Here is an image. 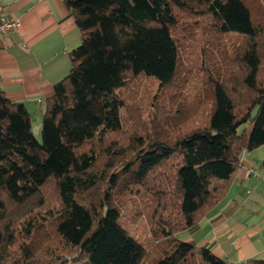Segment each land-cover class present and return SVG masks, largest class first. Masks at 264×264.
Returning <instances> with one entry per match:
<instances>
[{
  "label": "trees",
  "instance_id": "1",
  "mask_svg": "<svg viewBox=\"0 0 264 264\" xmlns=\"http://www.w3.org/2000/svg\"><path fill=\"white\" fill-rule=\"evenodd\" d=\"M63 2L80 43L40 141L0 90V264H234L176 235L264 144V0Z\"/></svg>",
  "mask_w": 264,
  "mask_h": 264
},
{
  "label": "crops",
  "instance_id": "2",
  "mask_svg": "<svg viewBox=\"0 0 264 264\" xmlns=\"http://www.w3.org/2000/svg\"><path fill=\"white\" fill-rule=\"evenodd\" d=\"M18 19V28L0 36V90L22 103L41 126L44 100L53 85L69 72L68 53L80 43V33L63 0H2ZM241 167L222 199L194 230L177 233L184 242L207 247L218 258L240 263L264 260V144L242 153Z\"/></svg>",
  "mask_w": 264,
  "mask_h": 264
},
{
  "label": "rangeland",
  "instance_id": "3",
  "mask_svg": "<svg viewBox=\"0 0 264 264\" xmlns=\"http://www.w3.org/2000/svg\"><path fill=\"white\" fill-rule=\"evenodd\" d=\"M182 52L186 66L192 69L201 67L202 55H201L200 47L198 45H196L195 43H193L191 47L187 45L182 50ZM31 130L33 135L36 137V139L40 141V126L37 125L36 127L35 122H33Z\"/></svg>",
  "mask_w": 264,
  "mask_h": 264
},
{
  "label": "built area",
  "instance_id": "4",
  "mask_svg": "<svg viewBox=\"0 0 264 264\" xmlns=\"http://www.w3.org/2000/svg\"><path fill=\"white\" fill-rule=\"evenodd\" d=\"M18 28V19L12 16L7 9V6L0 0V36L12 32ZM253 178L264 182V175L257 174L254 170H250Z\"/></svg>",
  "mask_w": 264,
  "mask_h": 264
}]
</instances>
